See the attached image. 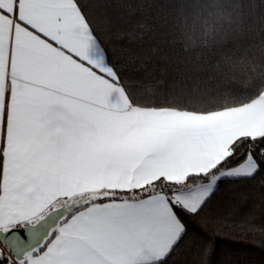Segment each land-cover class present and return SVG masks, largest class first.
<instances>
[{
    "label": "snow or ice",
    "instance_id": "6c2138e0",
    "mask_svg": "<svg viewBox=\"0 0 264 264\" xmlns=\"http://www.w3.org/2000/svg\"><path fill=\"white\" fill-rule=\"evenodd\" d=\"M247 3L203 0L193 27ZM91 5L0 0V264H167L220 182L264 173V64H246L245 95L137 96ZM56 109L95 130L50 148L41 133L72 123ZM212 255L205 244L202 264Z\"/></svg>",
    "mask_w": 264,
    "mask_h": 264
},
{
    "label": "trees",
    "instance_id": "16d2710c",
    "mask_svg": "<svg viewBox=\"0 0 264 264\" xmlns=\"http://www.w3.org/2000/svg\"><path fill=\"white\" fill-rule=\"evenodd\" d=\"M97 35L122 66L130 91L159 100L180 96L210 102L250 92L246 64H264V0H248L239 20L224 19L213 31L193 27L206 11L203 0H92ZM188 235L167 264H264V173L224 179L202 217H184Z\"/></svg>",
    "mask_w": 264,
    "mask_h": 264
},
{
    "label": "clouds",
    "instance_id": "9594fccd",
    "mask_svg": "<svg viewBox=\"0 0 264 264\" xmlns=\"http://www.w3.org/2000/svg\"><path fill=\"white\" fill-rule=\"evenodd\" d=\"M50 118L70 120L72 123L57 126L54 130L46 129L40 135L41 140L49 141V147L63 151L71 136L79 137L84 131H94L95 125L84 119H78L68 114L65 109H56L50 113Z\"/></svg>",
    "mask_w": 264,
    "mask_h": 264
},
{
    "label": "crops",
    "instance_id": "0c3cea01",
    "mask_svg": "<svg viewBox=\"0 0 264 264\" xmlns=\"http://www.w3.org/2000/svg\"><path fill=\"white\" fill-rule=\"evenodd\" d=\"M55 111V110H53ZM69 114V113H68ZM71 115V114H69ZM50 119H53V120H60V121H69L71 122L70 120H66V119H59V118H50ZM61 125H67V124H54L52 125L50 128H48V130H54L57 126H61Z\"/></svg>",
    "mask_w": 264,
    "mask_h": 264
}]
</instances>
